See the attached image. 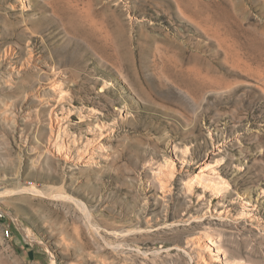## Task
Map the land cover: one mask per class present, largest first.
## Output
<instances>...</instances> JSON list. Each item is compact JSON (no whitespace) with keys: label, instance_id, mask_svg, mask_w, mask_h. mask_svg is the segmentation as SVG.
Listing matches in <instances>:
<instances>
[{"label":"rangeland","instance_id":"374dc122","mask_svg":"<svg viewBox=\"0 0 264 264\" xmlns=\"http://www.w3.org/2000/svg\"><path fill=\"white\" fill-rule=\"evenodd\" d=\"M78 2L0 0V264H264V0ZM213 159L228 191L187 195Z\"/></svg>","mask_w":264,"mask_h":264},{"label":"bare ground","instance_id":"6f19581e","mask_svg":"<svg viewBox=\"0 0 264 264\" xmlns=\"http://www.w3.org/2000/svg\"><path fill=\"white\" fill-rule=\"evenodd\" d=\"M180 0H176V5L179 9V11L187 16L188 18H190V20H196V17H197V13L189 7L188 4H184L182 3V5L178 2ZM69 3H70V6L72 9H74L75 11H78L80 13H85L87 15H89L90 13H88V9L90 8V3H87V8H85L84 6V3H82V5H79V2L78 0H69ZM186 3V2H184ZM22 5V4H21ZM53 8V7H52ZM63 12V11H62ZM59 13L58 10H57V13L60 15V19L61 21H63V14L64 13ZM90 12V11H89ZM91 16V15H90ZM87 19V18H86ZM92 19V18H90ZM88 20V19H87ZM84 21V20H83ZM92 21V20H91ZM85 23V22H84ZM69 26V25H68ZM67 27V26H65ZM69 29V28H68ZM97 29V28H96ZM72 30V29H71ZM88 33V32H87ZM96 38V37H95ZM86 42V41H85ZM91 43V42H89ZM59 73V72H58ZM63 77L61 74H58L57 75V79L54 80L50 87L53 88V92H56V94L58 95V99H59V102L61 103H67V104H74L76 102L75 100V96H73V94L70 92L68 93L67 90H65L63 87H61V84L64 85V81H60L59 79ZM63 79V78H62ZM54 84H57L56 86ZM136 90V89H135ZM68 93V94H67ZM139 94V93H138ZM63 95H65L66 97H62ZM128 105L130 106V104H127L125 103L124 104V109L123 111H126V109H128ZM89 107V111H92L91 113H93V116H89L91 118H89V120L87 119V122H88V126L86 128L87 131H91L92 129H96L97 131L101 130V127L103 128H109L110 127V123H109V116L108 114L106 113H103V115L101 116L102 114V111H100L98 108H95V107H91V106H88ZM105 107H108V105L106 104ZM122 110V109H121ZM88 112V111H87ZM66 113V112H65ZM100 114V115H98ZM65 115V114H64ZM72 109H69V112L66 113V116L64 118H70L72 116ZM100 122L101 125H98L97 122ZM113 123H115V119L113 118ZM67 126V125H66ZM64 126L63 127H58L57 130L53 129L51 127V131H54V145L52 148H54L53 150L56 151L57 154H60L62 155L64 158H67L69 162H71L72 164H77L76 162L80 161L81 163H84V164H89L93 161L90 160V158H92V154L94 152V149L96 148V146H99L101 145V143L98 141L95 143L94 146H91V147H88V154L86 152L87 155L89 156H86V155H82L80 154L79 152L77 153V157L75 158L76 161H74V157L73 155H71L67 149L69 150V148H65V145H63V142H62V137L64 135L65 137V134H67L68 136V142H71L74 144V146L77 148V144L79 143V137L77 135H75V133L73 134H69L68 131H66L67 127ZM66 127V128H65ZM103 130V129H102ZM63 133V135H62ZM93 133V132H92ZM81 139V138H80ZM52 144V143H51ZM88 144V143H86ZM93 145V144H92ZM87 146V145H86ZM51 147V146H50ZM175 149V147H174ZM49 151V149H48ZM183 152V155H184V158L182 159L183 161H187V158H186V154L189 153V149L188 147L185 148V152L182 150ZM83 153V152H82ZM85 154V152H84ZM87 157V158H86ZM86 158V159H85ZM89 158V159H88ZM93 160V159H92ZM214 160V159H213ZM211 161V160H206L203 162V164L200 165L199 169H198V172H194L193 174H191V176H189L188 180L184 183L185 184V187H186V193L187 195H190L192 196L196 190V187L200 186L202 188V192H203V195L202 196H205L206 193H209L211 195V199H212V196H217V195H221V193H226L228 191V185L229 183L226 181V179H224L223 177H221L219 174H210L211 173H217V169H216V165H217V161L214 160V161ZM213 162V163H212ZM163 166L164 167H169L173 170V166L174 164L167 158V157H164V160H163ZM162 167V165L160 166L158 172L156 173V182H157V185L159 186L161 192H166V181H165V178L166 177H169L171 178L172 175H174V172H171L169 170H166L164 172V170H160ZM163 167V168H164ZM188 168L190 169H194L195 167L191 164L190 166L188 165ZM169 171V172H167ZM156 172V171H155ZM169 173V174H167ZM184 186V185H183ZM223 187V189H222ZM223 196V195H222ZM72 198V197H71ZM71 198H68L67 197V200L71 199ZM211 199H208V202H211ZM75 200V199H74ZM73 200V201H74ZM77 200H75V203L84 211H86V206L84 207L83 204L81 203H78L76 202ZM242 202H244L245 204L249 203V201L245 198V197H242L241 199ZM90 224V223H89ZM91 225V224H90ZM93 227V225H91ZM95 226V225H94ZM97 230V228H96ZM202 236V235H201ZM201 236H198L196 237L197 241L198 239H202L203 237ZM206 241H209V243L211 245H213V243L215 242L212 238H206ZM215 244V243H214ZM207 246V245H205ZM214 246V245H213ZM208 247V246H207ZM209 248V247H208ZM221 248V247H219ZM218 249V248H217Z\"/></svg>","mask_w":264,"mask_h":264}]
</instances>
